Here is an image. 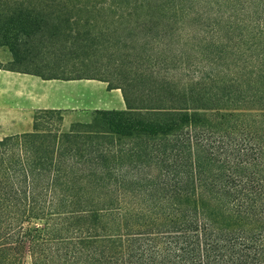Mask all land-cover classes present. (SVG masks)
<instances>
[{"label":"trees","instance_id":"1","mask_svg":"<svg viewBox=\"0 0 264 264\" xmlns=\"http://www.w3.org/2000/svg\"><path fill=\"white\" fill-rule=\"evenodd\" d=\"M185 1L0 0V67L105 81L125 102L67 128L36 110L30 131L0 138V264H264V0H222L231 36L193 42L213 68L184 80ZM120 22L160 44L140 47L133 77L88 53L121 48Z\"/></svg>","mask_w":264,"mask_h":264},{"label":"rangeland","instance_id":"2","mask_svg":"<svg viewBox=\"0 0 264 264\" xmlns=\"http://www.w3.org/2000/svg\"><path fill=\"white\" fill-rule=\"evenodd\" d=\"M221 1L222 0H219L218 2L217 0H186L185 1L186 6H192L190 18H185L184 21L187 22L186 25L188 28L187 31L189 33V37H191L193 40L190 41L189 45L185 44L181 47L184 48L183 52L187 55V58H189V60L187 63L182 64V68L180 70L179 68L175 70L178 77L183 78L185 80L187 77H191L197 72L208 73L210 72V70H212L213 62L210 60L211 53H207L204 49L200 48L199 46L193 47L194 45L191 44L193 42H196L195 44H197L198 40L200 39L203 40V38H207V37L211 38L213 35L216 34L218 35L225 34V36L227 34L228 36H231L232 32L230 31V29L226 30V28L222 27L223 25L215 24L216 17H219V9L222 4ZM219 3L221 4L218 7ZM224 4L222 9L225 8ZM94 18L98 26H104L110 19V11L108 10V8L98 9ZM117 26L119 27L116 31L113 32V34H116L117 36L124 39L125 40L124 45L121 48H114L109 50H100L98 47H90L88 53L89 55H92L90 56V58L91 59L93 58L92 60L95 61L91 64L95 65V67H99L101 70H106L111 73L117 72L118 74H120L121 71H124V74L127 73V75L133 77L132 73L134 72V70L137 71L141 65L147 66V64H145L144 61L146 57L142 59L139 58L140 57L139 55H141L140 50H142L140 49V47H145L144 50L142 51L144 53L142 54L147 55L148 52H152L155 50V46L157 47V49H159L160 44L158 43L156 38L154 39L153 37L155 30H152L151 28H145L140 31L127 30V31H131L130 34L132 35L133 42L137 41L135 37L143 38L146 42L144 44L143 42H136L135 44L132 45L129 39H127L128 37H131L127 35L129 34V32H127L126 30L122 31V29H124L125 24L123 22H120L118 23ZM112 36L113 38H117L115 35ZM126 43L128 46L131 44L130 49L127 47L129 50L126 47H124L126 46ZM164 47H165V52H168L166 54H170L171 52L179 48L176 46L174 40L172 39L167 40ZM72 51H73V55L78 53L76 49H72ZM121 52L122 54L124 53L125 55H121ZM8 53L9 52L6 50L0 51V59L2 60V62L6 63L7 58L9 57ZM67 62L69 67H71V64H74L73 60H68ZM169 67H167V69ZM161 70L163 71V69L160 68V71ZM172 71L173 69H170L167 72H172ZM83 72H87V71H83ZM137 73L139 74L138 71ZM137 73L134 74L136 75L135 77L136 80L134 79L133 81V85H135L136 87L141 86L143 83L141 82L140 79H137V77L140 76V75L137 76ZM94 91L95 93L91 92V94H94L95 97L99 95L98 90H94ZM0 99H1V87H0ZM92 112L93 110L84 113L62 112L61 113L62 120L60 123V127L67 128L70 123L77 121L86 122L90 119ZM25 259H26L25 264H29L28 256H26Z\"/></svg>","mask_w":264,"mask_h":264},{"label":"crops","instance_id":"3","mask_svg":"<svg viewBox=\"0 0 264 264\" xmlns=\"http://www.w3.org/2000/svg\"><path fill=\"white\" fill-rule=\"evenodd\" d=\"M0 87V138L30 131L36 110L84 113L125 109L120 89L109 88L105 81L97 79H43L0 67ZM93 89L99 92L96 97L91 94L95 93Z\"/></svg>","mask_w":264,"mask_h":264}]
</instances>
